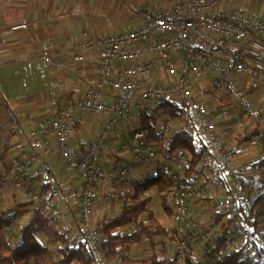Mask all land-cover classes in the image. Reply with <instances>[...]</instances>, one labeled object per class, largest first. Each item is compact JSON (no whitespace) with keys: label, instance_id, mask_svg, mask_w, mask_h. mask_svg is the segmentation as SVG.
<instances>
[{"label":"built area","instance_id":"obj_1","mask_svg":"<svg viewBox=\"0 0 264 264\" xmlns=\"http://www.w3.org/2000/svg\"><path fill=\"white\" fill-rule=\"evenodd\" d=\"M158 1L168 7L146 8L142 26L117 36L83 42L81 48L93 47L99 51V81L85 90L81 100L60 110L41 130L29 133L31 148L41 154L46 153L45 140L51 137L62 163L74 170L80 186L77 214L83 234L78 242L97 260L100 259L99 236L93 230L97 202L124 203L126 191L121 187L134 169L163 164L157 154L159 147L148 131L136 127L140 117L158 114V105L162 102L175 105L187 116L191 136L198 141L203 153L199 173L184 176L190 162V157L184 153L163 166L166 176L174 180L170 207L176 241L172 242L168 260L172 264H185L190 249L198 241L207 240L204 228L211 225L208 214H203L196 223L189 211L190 205L198 201L213 200V211L231 222L235 237L228 239V249H235L253 238L251 228L237 217V209L245 199L243 189L248 186L252 172L237 165V149L219 133L217 116L207 104L209 91L201 88L200 82L205 73L212 74L215 76L213 89H220L227 86L228 77L247 72L255 61L264 62V20L237 13H226L218 19L209 13L229 0ZM259 1L264 5V0ZM238 104L243 113H254L246 100L240 98ZM76 113L104 119L96 139L85 148L71 145ZM125 116H131L135 127H130L126 140L118 147L117 156L123 163L114 176L116 190L100 194L97 187L111 181L101 174V155ZM255 144L259 148L261 138L256 139ZM36 160L34 155L16 154L10 171L5 174L7 189L20 195L22 201L45 206L46 216H50L52 225H57L62 217L58 206L60 193L44 161L35 175L49 187L46 190L30 187V166ZM144 195L153 196V193ZM1 205L7 207L4 200H0ZM78 242L68 241L66 246L77 248ZM258 245L264 249V239H258Z\"/></svg>","mask_w":264,"mask_h":264},{"label":"crops","instance_id":"obj_2","mask_svg":"<svg viewBox=\"0 0 264 264\" xmlns=\"http://www.w3.org/2000/svg\"><path fill=\"white\" fill-rule=\"evenodd\" d=\"M148 7L164 9L168 4L158 0H0V139L4 142L3 147L9 148V156L14 157L21 152L32 153L28 131L41 130L67 104L72 105L81 100L85 90L99 81L98 52L93 49L81 50L79 45L87 38L117 36L142 26L143 12ZM226 12H237L264 20V6L259 0H230L209 13L219 17ZM80 58L82 59L79 60ZM56 64L61 72L57 78L45 72L46 85L41 84L39 73L32 72L41 68L47 70ZM24 70H29L32 76L40 78L34 92L42 89L45 95L39 93L35 98L20 95L25 88ZM204 79L201 80L200 87L207 88L210 92L212 86L208 87ZM239 87L241 88L238 90ZM217 93L222 100L221 106L227 101L232 105L231 102L237 97L239 100H246L255 112L264 111V62L255 61L250 64L247 72L228 77L226 88ZM50 97L55 99L51 101ZM240 115L245 116L237 108L235 115L230 114L236 118ZM216 116L217 128L223 140L237 149V165L250 169V163L259 151L255 141L236 147L233 135L240 133L243 127L241 130L236 129L234 133L230 131L229 124L226 125L229 115L220 109ZM128 118L131 117L122 118L102 152L100 171L103 177L111 181L97 187L100 194H105L109 189L116 190L114 176L123 163L117 156L118 147L126 140L130 125L134 126ZM103 121L97 115L76 113L72 123L71 145L87 147L96 139ZM40 159L46 160L60 193L58 206L62 217L54 226L56 229L68 230L71 241L78 242L82 239L77 214L80 194L78 178L72 168L63 165L52 143L49 152ZM40 159L30 166L29 180L32 189L43 182L35 175ZM154 168L153 165L137 166L121 188L126 193L129 192L132 181L155 173ZM14 194L9 190L4 192L6 206L11 204ZM117 204L120 210L122 202ZM194 206L196 205H190L189 209L192 215ZM112 212H115L112 203L98 201L94 210L95 222L111 218L119 211L115 214ZM27 217L22 216L19 225ZM163 221L167 228H172L167 218ZM169 250L170 247L167 251ZM159 257L162 258L161 255Z\"/></svg>","mask_w":264,"mask_h":264},{"label":"trees","instance_id":"obj_3","mask_svg":"<svg viewBox=\"0 0 264 264\" xmlns=\"http://www.w3.org/2000/svg\"><path fill=\"white\" fill-rule=\"evenodd\" d=\"M228 105L229 101L223 103L224 107ZM158 111L171 120L178 119L181 126L168 134L165 130H157L154 116L139 118L137 127L148 131L159 147L157 154L163 159V164L155 165V173L132 181L131 190L126 193L125 202L115 216L93 224V230L99 236V260L82 242H78L77 248L67 247L66 243L72 242L69 231L56 229L52 225L50 216L45 214V206L34 202H18L14 194L9 206H0V264H116L117 261L121 264H172L168 260L167 249L176 241L170 207L174 180L166 176L163 166H168L177 155L184 153L190 157L184 176L199 173L203 153L198 141L191 136L192 127L187 116L180 109L169 102H162L158 105ZM263 119L264 111L241 115L239 124L243 125V130L233 135L236 147L261 138L258 154L250 163L252 177L243 189L245 199L237 209V217L252 230V240L235 249H227L228 239L235 237L231 222L213 211V200L202 201L207 206V216L211 223L204 228L205 232L209 228L214 229L215 237L211 243L200 240L197 244L206 245L204 259L213 264H264V249L258 245V239H264ZM8 154L7 146L0 148V200H4V192H8L5 181V174L11 169ZM145 192H152L153 196L144 195ZM155 200L157 211L152 206ZM22 216H28V220L19 225ZM164 218L168 219L171 229L164 225ZM143 242L147 243L150 251L144 260L135 258L132 253ZM189 259L187 255L186 264H191Z\"/></svg>","mask_w":264,"mask_h":264},{"label":"rangeland","instance_id":"obj_4","mask_svg":"<svg viewBox=\"0 0 264 264\" xmlns=\"http://www.w3.org/2000/svg\"><path fill=\"white\" fill-rule=\"evenodd\" d=\"M230 1V0H229ZM228 1V2H229ZM228 2H226V3H228ZM225 3V4H226ZM221 5H223V4H221ZM264 6V5H263ZM218 7H220V5L218 6ZM217 7V8H218ZM226 13H237V12H226ZM226 13H223V14H221L219 17H217L218 19H221V16L222 15H224V14H226ZM237 14H239V13H237ZM239 15H244V16H246L245 14H239ZM247 17H249V16H247ZM251 18H253V17H251ZM254 19H256V18H254ZM257 20H260V19H257ZM113 36V35H112ZM108 37V36H107ZM102 38H104V37H102ZM96 39H100V38H96ZM96 39H91V38H87V39H85L84 41H86V40H90V41H93V40H96ZM83 41V42H84ZM83 42L79 45V48L81 49V50H90V49H93V50H96V52H98V58L97 59H99V51L96 49V48H93V47H89V48H87V49H83V48H81V45L83 44ZM82 58H80L79 60H81ZM42 67V66H41ZM33 73H39V75H40V78H41V84H43V85H46L47 84V81L45 80V76H46V74H45V72H47V73H49V74H51L54 78H57L58 77V75L60 74V72H61V68H59V66L56 64V65H54V66H51L50 68H47V70H45L44 68H41V69H39V70H34V71H32ZM24 74H25V79H24V84H25V88H24V90L21 92V96L23 97V96H26L27 97V95H30V97H33V98H35V97H37L38 95H39V93H42L43 95H45L44 93V91L41 89L39 92H34L35 91V86L39 83V81H40V78L39 77H35V76H32L31 74H30V71L29 70H24ZM203 78H205L204 80L206 81V84L208 85V87H210V86H212V90L210 89V92H208L206 95H207V97H210L209 98V103H207L208 104V106H209V108L211 109V110H215L213 113H215V116H216V113L218 114V112H219V110L220 109H222L223 110V112L224 113H226L227 115H229V118H228V123H226V125H228L229 126V128H230V131H234V133L236 132V129L237 130H241V127H242V125L241 124H239V118L241 117V115L240 116H238L237 118L236 117H231L230 116V114L231 115H235V109L237 108L238 110H241V107L239 106V104H238V102H239V99L237 98V97H235L234 98V100L231 102L232 103V105L230 104L229 106H227L226 108L225 107H223V106H221L220 105V102H222V100L220 99V96H219V94L217 93V91H219V90H221V89H224V88H226V86L225 87H222V88H220V89H215V90H213V84H214V79H215V76L214 75H210V74H204V76H203ZM49 88H50V86H48ZM242 87V86H241ZM241 87H239V88H237L238 90L241 88ZM209 91V90H208ZM38 94V95H37ZM82 97H83V95H82ZM27 99V98H26ZM55 98L54 97H50V100L51 101H53ZM220 99V100H219ZM71 103H69V104H67L66 106H68V105H70ZM221 112V111H220ZM158 114H155L154 115V117L153 118H155L156 119V123L154 124V125H156V128H157V130H165L166 131V133H170V131H172V130H175V129H177V128H179L180 126H181V122H179V120L178 119H175V120H171V119H169L168 117H166L165 115H163V114H161V112L160 111H158L157 112ZM131 117V116H130ZM129 119V121H131L132 122V118H128ZM124 120V119H123ZM0 123H1V121H0ZM2 125V124H1ZM128 124H127V122H125V126H127ZM2 127L4 128L5 127V125H2ZM130 127H133V126H131L130 125ZM0 128H1V126H0ZM32 131V130H31ZM31 131H28V133H27V136H28V143H29V146H30V137H29V133L31 132ZM42 133V132H41ZM40 133V134H41ZM0 135H1V133H0ZM232 135V134H231ZM40 136H42V138L44 137L43 136V134H41ZM45 140V139H44ZM45 141H47L46 143H47V145H46V153H43V154H41L40 152H36V151H34L32 148H31V146H30V149L32 150V153H27V152H21V153H27L28 155H34L36 158H37V160L38 159H40V158H43L44 157V155L45 154H47L48 152H49V150H50V146H51V143H52V146L54 147V149H55V146H54V141L52 140V138L50 137V138H48L47 140H45ZM3 146H4V142L0 139V148H3ZM56 150V149H55ZM57 152V151H56ZM9 154H10V152H9ZM9 154H8V156H9ZM57 154H58V152H57ZM10 157V161L12 162V159H13V157H11V156H9ZM41 160V159H40ZM41 161H46V160H44V159H42ZM253 161V160H252ZM117 162V161H116ZM46 163V162H45ZM64 166H66L65 164H63ZM203 165V161L201 160V162L199 163V167H201ZM246 167V166H245ZM247 168V167H246ZM51 174V173H50ZM51 178V181H53L54 182V180L52 179V177H50ZM54 184H55V182H54ZM56 185V184H55ZM49 187V185L46 183V182H42L39 186H36V188L35 189H32L31 188V190H39V189H44V190H46L47 188ZM16 195V194H15ZM16 196H19V197H17L16 198V200L18 201V202H24V201H22L23 200V198L22 197H20V195H16ZM112 203V207L115 209V212H112V214H115V213H117L118 211H119V209L117 208L118 206H119V204H117V202H116V204H115V202H111ZM119 203H121V202H119ZM213 204V203H212ZM194 205H196V206H194V210L192 211L193 212V220L197 223V222H199V221H201V216L203 215V214H208V212H207V206L205 205V204H202V203H195ZM154 208H155V210L157 211L158 210V206H157V204H154V202H153V205H152ZM107 207H108V205H107ZM114 216V215H113ZM28 220V217L27 218H25L23 221H22V223L21 224H24L26 221ZM214 229H207V240H208V243H211V240L215 237V231H213ZM42 240H44V239H42ZM231 241V240H230ZM236 242V241H235ZM200 244V245H199ZM196 246L195 247H192L191 249H190V252L188 253V257H190V259H189V262L191 261V264H213L212 262H208L207 260H205L204 259V251H206V249H204L205 247H206V245H203L202 243H196L195 244ZM199 245V246H198ZM227 249H228V247H227ZM192 250H193V252H192ZM132 253L135 255L134 257L135 258H138V259H145V258H147L149 255H150V251H149V249H148V246H147V243H141L140 245H138V246H136L134 249H133V251H132ZM194 253V254H193ZM191 254H193V255H191ZM136 261H137V259H136ZM192 261H193V263H192ZM187 262H185V264H186Z\"/></svg>","mask_w":264,"mask_h":264}]
</instances>
